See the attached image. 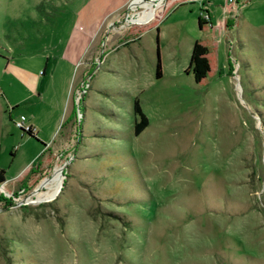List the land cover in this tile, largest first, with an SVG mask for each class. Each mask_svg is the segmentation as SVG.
<instances>
[{
	"label": "rangeland",
	"instance_id": "obj_1",
	"mask_svg": "<svg viewBox=\"0 0 264 264\" xmlns=\"http://www.w3.org/2000/svg\"><path fill=\"white\" fill-rule=\"evenodd\" d=\"M168 1L0 0V264H264V0Z\"/></svg>",
	"mask_w": 264,
	"mask_h": 264
},
{
	"label": "trees",
	"instance_id": "obj_2",
	"mask_svg": "<svg viewBox=\"0 0 264 264\" xmlns=\"http://www.w3.org/2000/svg\"><path fill=\"white\" fill-rule=\"evenodd\" d=\"M185 1L187 0H169L167 4L169 3V5L173 6L177 3H184ZM230 8H231V5L227 7V9H230ZM204 10L207 12L206 9ZM162 18H163V15H162V12L160 11H158L156 15H149V18H148V21H146V24L137 26L133 30V35L138 36L144 29H147L155 25L158 26V23L162 20ZM152 19H153V22L151 21ZM198 24H199V27L202 29L204 28V25L207 23L202 18V16H200L198 18ZM212 28L214 29L213 26ZM157 30H158V41H159V27L157 28ZM189 68L191 72L193 73L194 80L197 84L204 83L207 77L214 73L216 69L215 58L211 54L209 47L205 43L200 42V41H196L194 43ZM156 75L158 78L162 76L160 52H158V63H157ZM134 112L139 118V120L135 124V134L138 136L150 125V120L148 116L146 115V113L144 112L139 99L135 100ZM27 133L35 137L36 139H38L34 132L29 131ZM43 145L45 144L43 143ZM0 151H1V145H0ZM41 156H43V154ZM41 156H39L35 160V162L30 166L28 173L22 179V183H23L22 185L26 189V192L34 188L36 185H38L40 181L47 178V176H49L51 168L53 167L51 164L48 167L39 166L37 163H38V160H40ZM5 174H6L5 169L0 168V186L6 181ZM10 194H11V197L14 196V194L12 193ZM9 199H12V198H9Z\"/></svg>",
	"mask_w": 264,
	"mask_h": 264
},
{
	"label": "built area",
	"instance_id": "obj_3",
	"mask_svg": "<svg viewBox=\"0 0 264 264\" xmlns=\"http://www.w3.org/2000/svg\"><path fill=\"white\" fill-rule=\"evenodd\" d=\"M228 1L231 3L234 0H228ZM208 17L209 16H207V19H208ZM14 124H15V126L17 128H19V129H21L22 131H25V132H29V131L34 132L35 131V128L33 127V125L28 124V120H27V118L24 115H22L20 117V119L17 120Z\"/></svg>",
	"mask_w": 264,
	"mask_h": 264
},
{
	"label": "crops",
	"instance_id": "obj_4",
	"mask_svg": "<svg viewBox=\"0 0 264 264\" xmlns=\"http://www.w3.org/2000/svg\"><path fill=\"white\" fill-rule=\"evenodd\" d=\"M86 50H87V48H86ZM86 50H85V51H86ZM67 101L69 102V97L66 98V102H65V103H67ZM21 116H22V115H21ZM27 120H28V122H29L30 125H33V126L36 128V136H37V138L39 139V137H40V131H39L38 127L35 125V118H34V116H31V117L28 118ZM46 145H47V144H46Z\"/></svg>",
	"mask_w": 264,
	"mask_h": 264
},
{
	"label": "bare ground",
	"instance_id": "obj_5",
	"mask_svg": "<svg viewBox=\"0 0 264 264\" xmlns=\"http://www.w3.org/2000/svg\"><path fill=\"white\" fill-rule=\"evenodd\" d=\"M146 3V2H145ZM144 7L148 8V10L144 13L143 17H146L149 13L150 10H152V7L151 6H148V5H144ZM60 178V177H59ZM60 180V179H59Z\"/></svg>",
	"mask_w": 264,
	"mask_h": 264
}]
</instances>
